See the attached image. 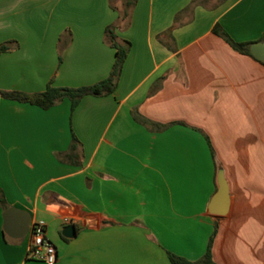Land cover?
<instances>
[{
	"label": "crops",
	"instance_id": "1",
	"mask_svg": "<svg viewBox=\"0 0 264 264\" xmlns=\"http://www.w3.org/2000/svg\"><path fill=\"white\" fill-rule=\"evenodd\" d=\"M124 3L0 0V44L16 43L0 54V90L91 85L114 60L105 28L130 43L114 91L73 110L0 96L6 209L45 221L54 264L195 261L215 227L216 264H264V65L213 32L264 43V0H135L118 21ZM219 168L222 215L209 212ZM6 209L0 264H46L28 258V232H4Z\"/></svg>",
	"mask_w": 264,
	"mask_h": 264
},
{
	"label": "trees",
	"instance_id": "2",
	"mask_svg": "<svg viewBox=\"0 0 264 264\" xmlns=\"http://www.w3.org/2000/svg\"><path fill=\"white\" fill-rule=\"evenodd\" d=\"M135 0H125L124 8L119 16L118 21H126L128 18V8L133 5ZM114 25H109L104 30V39L108 45L114 49V60L109 75L96 83L87 86L80 87H67V86H54L50 80L45 89L42 92L35 94H26L19 91H4L0 90V96L6 99L15 100L19 102L29 103L38 106L42 109H47L56 105L63 99H68L70 101L71 110H73L80 99L86 95L92 96H102L111 94L115 87L117 79L120 75L122 64L127 56L130 43L128 41L119 42L114 34ZM213 32L218 36L222 37L230 47L242 54L250 55L248 42H235L228 37L218 26L213 28ZM12 43V44H11ZM15 42H4L0 44V54L8 52L13 49L16 45ZM252 57V56H251ZM264 65V63L262 62ZM77 139L72 134V140L69 147V154L73 156L77 147ZM0 206L6 209V202L1 194L0 190ZM216 232V227L214 228L212 234L208 239L206 250L204 254L195 261H189L180 256H176L172 253H167L168 260L170 264H216L211 257V244L213 237Z\"/></svg>",
	"mask_w": 264,
	"mask_h": 264
},
{
	"label": "water",
	"instance_id": "3",
	"mask_svg": "<svg viewBox=\"0 0 264 264\" xmlns=\"http://www.w3.org/2000/svg\"><path fill=\"white\" fill-rule=\"evenodd\" d=\"M249 53L256 60L264 63V43L257 42L249 46ZM217 192L212 198L209 205V212L212 214L222 215L225 213L228 202V189L226 181L223 178L222 169L217 171ZM3 230L12 238H22L28 232L29 216L26 212L18 210L14 207L7 208L2 213ZM63 235L71 237L73 235V227L67 226L63 230Z\"/></svg>",
	"mask_w": 264,
	"mask_h": 264
},
{
	"label": "built area",
	"instance_id": "4",
	"mask_svg": "<svg viewBox=\"0 0 264 264\" xmlns=\"http://www.w3.org/2000/svg\"><path fill=\"white\" fill-rule=\"evenodd\" d=\"M28 233L30 243L28 258L43 261L46 264H54L56 251L54 245L46 236V223L43 219H33L29 222Z\"/></svg>",
	"mask_w": 264,
	"mask_h": 264
}]
</instances>
